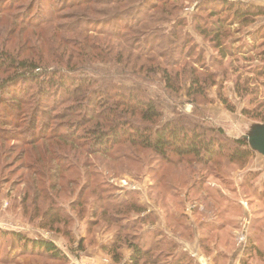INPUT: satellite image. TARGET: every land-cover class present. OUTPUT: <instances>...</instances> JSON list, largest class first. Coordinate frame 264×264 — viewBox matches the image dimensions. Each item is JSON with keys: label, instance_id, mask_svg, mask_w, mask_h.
Instances as JSON below:
<instances>
[{"label": "rangeland", "instance_id": "374dc122", "mask_svg": "<svg viewBox=\"0 0 264 264\" xmlns=\"http://www.w3.org/2000/svg\"><path fill=\"white\" fill-rule=\"evenodd\" d=\"M158 1L134 0L128 7L93 0L89 12L85 6L66 9L61 0L40 7L56 26L81 22L91 30L88 40L99 50L90 52V61L72 60L73 76L94 79L97 89L132 91L158 104L161 119L142 126L182 121L221 127L229 139L248 137L264 119V16L228 28L220 49L213 37L197 29L220 19L213 16L216 0H166V13ZM244 2L264 6V0ZM123 18L135 34L124 31ZM116 32L123 33L122 39ZM60 37L72 52V44L84 39L81 34ZM145 41L160 46L149 53L152 60L140 59V52L130 48ZM64 47L58 46L50 71L66 68L57 66L69 56ZM167 71L172 77L168 83ZM194 77L202 84L193 89L203 87L205 95L188 96ZM40 106V116H50L54 109L52 101L42 100ZM1 118L9 119L0 109ZM55 122L46 118L48 134ZM1 125L11 136L0 140V264H124L132 253L123 243L127 238L158 248L166 264L183 257L187 261L182 264H241L250 255L249 264H264V157L259 153L242 163L221 157L210 165L179 164L125 144L115 148L113 158H105L63 143L25 147L16 137L18 127ZM136 206L145 213L139 215ZM138 217L149 221L142 224ZM14 234L51 243L62 257L31 246L25 250ZM117 242L123 246L120 262L113 258V247L104 250Z\"/></svg>", "mask_w": 264, "mask_h": 264}, {"label": "trees", "instance_id": "16d2710c", "mask_svg": "<svg viewBox=\"0 0 264 264\" xmlns=\"http://www.w3.org/2000/svg\"><path fill=\"white\" fill-rule=\"evenodd\" d=\"M45 1H50L52 6L53 2L58 0H0V109L9 117L7 120L1 118L0 126L3 124L18 127L20 129V136H16L18 142L21 141L25 147L30 148L38 147L44 142L55 143L56 146L62 143L69 144L79 150L85 149L93 156L105 158H113L116 147L128 144L133 148L151 151L164 159H172L179 164L187 160L200 165H210L221 157L227 158L232 163H242L257 153L246 137L229 139L221 127L202 128L182 121H169L154 128L150 125L161 119L162 114L160 107L153 100L146 96L134 95L132 91L127 94L121 89L117 91L110 88L97 89L95 87L98 82L94 79L85 75L79 78L73 76L77 70H73L72 60L90 61V52H97L99 48L94 46L92 48L87 36L91 30L86 28L85 23L56 26L54 17L44 16L45 13L40 5ZM98 1L107 6L128 4L129 7L134 0H123L120 3L119 0ZM216 1L218 4L213 16L220 19L203 28L197 26V29L202 30L204 36L213 37L220 49L221 39L228 28L236 25L246 26L257 17L264 16V6H251L244 0ZM61 3L69 10L85 6V11L89 12L91 10L88 7L95 2L61 0ZM158 3H163L164 10L168 1L160 0ZM35 6L37 9L34 11ZM174 6L176 5L173 4V8ZM20 7L27 9L23 8L22 12L15 13L14 11ZM156 9L157 7L153 10ZM162 12L166 13L165 10ZM149 21L154 24L152 22L154 19ZM120 22L125 27L124 31L136 33L127 23L123 24L124 18ZM181 23L178 21V25H182ZM141 24L143 22L139 19L138 28ZM97 32L103 31L98 29ZM29 33L33 37L27 38ZM62 34H81L84 39L81 43L72 44L75 46L72 52L68 40L60 37ZM122 34L116 32L114 36L122 39ZM34 37L37 39L34 40ZM150 45L151 49L146 52ZM58 46H65L69 55L68 58L64 56L57 63L58 67L65 66L66 70L61 68L50 71L53 66L51 67L49 63L53 60L57 61V56L60 54ZM130 48L140 52V59L152 60L149 53H155L160 46H156L155 42L150 44L145 41L142 46L130 44ZM164 78L167 83L171 82L172 77L168 71L164 72ZM201 84L198 77L195 80L192 78L190 89L199 88ZM205 93L206 90L202 87L199 90H189L188 96L205 95ZM42 100L52 101L54 109L51 110L50 116L45 117V112L40 116ZM221 101L231 111L232 106L227 98L222 96ZM46 118L56 121L54 125L51 124L49 129L52 130L49 134L45 131ZM260 119L262 124L258 125H264V119ZM141 122L150 125L142 126ZM5 131V128L0 127V140L11 136ZM134 208L139 215L145 213V209L141 206ZM138 219L142 224L149 221L146 217H138ZM12 237L25 250L31 246L35 251L44 252L53 258L62 257L58 248L51 243L31 241L17 234ZM123 243L132 252L124 264H166V262L161 263L163 257L157 254L158 248L153 245L148 246L141 238H127ZM110 247H113L111 253L114 260L120 262L122 259L120 251L123 246L119 242L112 243L109 247H104V250L108 251ZM256 254L260 256L259 251ZM251 257L250 255L248 258ZM248 258L244 257L241 264H249ZM181 259L180 263L176 262V264L187 261L185 257Z\"/></svg>", "mask_w": 264, "mask_h": 264}, {"label": "water", "instance_id": "95a60500", "mask_svg": "<svg viewBox=\"0 0 264 264\" xmlns=\"http://www.w3.org/2000/svg\"><path fill=\"white\" fill-rule=\"evenodd\" d=\"M246 138L252 149L264 157V125H256Z\"/></svg>", "mask_w": 264, "mask_h": 264}]
</instances>
